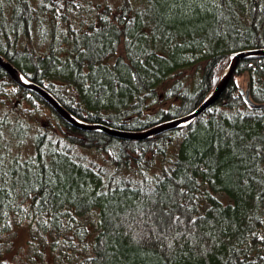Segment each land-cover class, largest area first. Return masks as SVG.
Returning a JSON list of instances; mask_svg holds the SVG:
<instances>
[{
    "label": "trees",
    "instance_id": "obj_1",
    "mask_svg": "<svg viewBox=\"0 0 264 264\" xmlns=\"http://www.w3.org/2000/svg\"><path fill=\"white\" fill-rule=\"evenodd\" d=\"M0 0V54L87 125L188 114L264 0ZM264 55L241 59L190 125L82 128L0 65V224L51 264H264ZM44 257V256H43ZM69 261V262H68Z\"/></svg>",
    "mask_w": 264,
    "mask_h": 264
},
{
    "label": "water",
    "instance_id": "obj_2",
    "mask_svg": "<svg viewBox=\"0 0 264 264\" xmlns=\"http://www.w3.org/2000/svg\"><path fill=\"white\" fill-rule=\"evenodd\" d=\"M250 55H264V48H257V49H249L243 51H237L232 53L231 61L228 65V68L220 77L218 83L212 90V92L205 98V100L193 111L189 112L186 115L181 117L172 119L170 121H166L156 125L150 129L144 131H122L117 129L108 128L102 125H87L76 117H74L49 91H47L41 85L33 82V81H26L20 75L19 70L8 60H6L2 55H0V65L9 72L10 76L20 85L26 87L28 89L34 90L39 93L52 107L68 122L72 123L77 127L82 128H102L105 131L123 137H130V138H143L147 137L151 134H157L163 130L177 128L181 126H188L190 125L199 115H201L207 108H209L223 93L226 86L229 84L230 80L232 79L235 70L241 61L242 58ZM246 99L249 104L253 107H260L264 106V103H254L250 98L249 95H246Z\"/></svg>",
    "mask_w": 264,
    "mask_h": 264
},
{
    "label": "rangeland",
    "instance_id": "obj_3",
    "mask_svg": "<svg viewBox=\"0 0 264 264\" xmlns=\"http://www.w3.org/2000/svg\"><path fill=\"white\" fill-rule=\"evenodd\" d=\"M91 1H93L96 5L109 2L108 0ZM117 2H119V0H113L112 4ZM30 233L31 232L26 225H19L10 231H3L0 224V253L4 254V257L9 264H21L23 261H25V250H29L31 252L29 257L30 263L27 264H51L53 262V257L51 254H47L44 258L42 256L43 251H39L37 245H33V247L29 246L28 241L30 238ZM44 260H46V262H44ZM69 264H72V262H69Z\"/></svg>",
    "mask_w": 264,
    "mask_h": 264
},
{
    "label": "flooded vegetation",
    "instance_id": "obj_4",
    "mask_svg": "<svg viewBox=\"0 0 264 264\" xmlns=\"http://www.w3.org/2000/svg\"><path fill=\"white\" fill-rule=\"evenodd\" d=\"M30 241H31V240H30V238H29L28 244H29L30 247H33V245L31 244ZM26 245H27V243H26ZM39 251H42V250L39 249ZM30 253H31V252H30L29 250H25L24 255L26 256V258H25V261H23L21 264H27V263H30V260H29ZM42 256H44V258H45L46 255H44V253H43ZM35 258H36V257H35ZM36 259H37V258H36ZM44 262H46V260H44ZM0 264H9V263L7 262V260L5 259L3 253H0Z\"/></svg>",
    "mask_w": 264,
    "mask_h": 264
},
{
    "label": "bare ground",
    "instance_id": "obj_5",
    "mask_svg": "<svg viewBox=\"0 0 264 264\" xmlns=\"http://www.w3.org/2000/svg\"><path fill=\"white\" fill-rule=\"evenodd\" d=\"M82 122V121H81Z\"/></svg>",
    "mask_w": 264,
    "mask_h": 264
}]
</instances>
